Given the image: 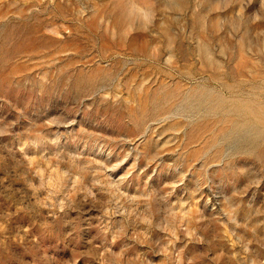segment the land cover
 Wrapping results in <instances>:
<instances>
[{"label": "rangeland", "instance_id": "1", "mask_svg": "<svg viewBox=\"0 0 264 264\" xmlns=\"http://www.w3.org/2000/svg\"><path fill=\"white\" fill-rule=\"evenodd\" d=\"M0 264H264V0H0Z\"/></svg>", "mask_w": 264, "mask_h": 264}]
</instances>
